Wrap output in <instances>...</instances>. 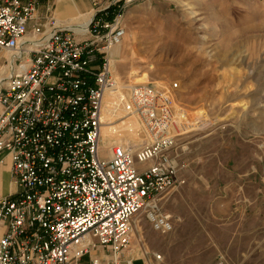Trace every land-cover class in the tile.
Returning a JSON list of instances; mask_svg holds the SVG:
<instances>
[{"label":"built area","instance_id":"obj_1","mask_svg":"<svg viewBox=\"0 0 264 264\" xmlns=\"http://www.w3.org/2000/svg\"><path fill=\"white\" fill-rule=\"evenodd\" d=\"M47 1L0 0V162L6 154L14 186L0 198V264H134L135 217L160 235L174 228L162 207L184 166L172 95L153 82L122 89L145 140L104 148L109 52L136 0H87L85 30L48 5L38 15Z\"/></svg>","mask_w":264,"mask_h":264},{"label":"rangeland","instance_id":"obj_2","mask_svg":"<svg viewBox=\"0 0 264 264\" xmlns=\"http://www.w3.org/2000/svg\"><path fill=\"white\" fill-rule=\"evenodd\" d=\"M126 13L112 76L124 89L153 82L170 91L184 165L162 198L173 230L160 235L139 214L127 254L149 264H264V0H136ZM0 68L2 77V52ZM126 121H102L114 126L104 147L145 140L135 118L124 137Z\"/></svg>","mask_w":264,"mask_h":264},{"label":"bare ground","instance_id":"obj_3","mask_svg":"<svg viewBox=\"0 0 264 264\" xmlns=\"http://www.w3.org/2000/svg\"><path fill=\"white\" fill-rule=\"evenodd\" d=\"M90 15H91V12L86 13V14H80V15H78V17L72 18V20L76 21V23L75 22L73 23V22L61 21V20H58L57 18H56V20L59 23H62V24H78L80 26V30H85V26L88 23ZM125 38H126V36L124 34V36L122 38L123 42H124ZM122 40H121V42L118 45L114 46L109 52V55H110V66L111 67H112V61H113L112 59L114 58V56L119 57L120 54H121L120 53V49L124 45ZM0 70H3V68H0ZM114 80H115V82L112 85V87H110V89L108 91H106V93H105L103 110H102L103 111L102 112V118H103L102 120H105V122L108 123L111 119H113L114 115L116 117H122V118L127 117V121H129V123L126 121L124 123L125 128L123 129L124 137H126L130 133L129 132L130 131V126H129L130 125V118H133V119L134 118L137 119V118L135 116H129L128 117V115L126 114V111H125L126 109H125V106H124L126 101H125V99H124V97L122 96V93H121V90L124 89L125 86H123L116 79H114ZM125 90H127V89H125ZM178 126H180V125H178ZM113 128H114V126L113 127H105V128L102 127V132H101L102 133V137L105 136V131H110ZM140 129H141V126L139 125V128L135 130L134 134L135 135H139L142 132ZM139 139H137V141Z\"/></svg>","mask_w":264,"mask_h":264},{"label":"crops","instance_id":"obj_4","mask_svg":"<svg viewBox=\"0 0 264 264\" xmlns=\"http://www.w3.org/2000/svg\"><path fill=\"white\" fill-rule=\"evenodd\" d=\"M55 3L54 12L55 15L58 16L57 19L61 21L66 22H75L74 20L70 19L73 16H77L80 14H86L90 11L87 10L89 7V3L87 0H63L60 2ZM45 9V4H40L38 7V11L43 12ZM131 12L126 13L128 16H130ZM60 17V18H59ZM70 19V20H69ZM8 182L9 189L6 191V189H2L4 182ZM14 190V186L10 182L9 177V162L7 159V155L3 154L0 162V198L7 195L8 193H11ZM135 261H139V257H132Z\"/></svg>","mask_w":264,"mask_h":264}]
</instances>
